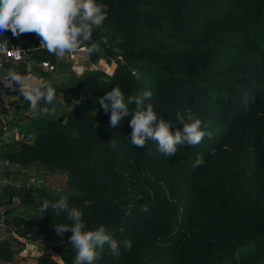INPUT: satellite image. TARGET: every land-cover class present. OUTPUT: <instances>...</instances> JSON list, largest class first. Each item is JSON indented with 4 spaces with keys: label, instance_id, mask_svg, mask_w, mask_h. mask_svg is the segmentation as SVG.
Segmentation results:
<instances>
[{
    "label": "trees",
    "instance_id": "trees-1",
    "mask_svg": "<svg viewBox=\"0 0 264 264\" xmlns=\"http://www.w3.org/2000/svg\"><path fill=\"white\" fill-rule=\"evenodd\" d=\"M97 2L108 5L109 15L87 43L101 41L92 59L118 54L123 63L111 76L86 72L76 83L53 86L70 108L47 120L31 142H2L1 155L65 174L69 193L43 195L41 203L67 197L86 230L103 226L114 239L133 242L118 258L106 245L96 264H264V0ZM116 86L125 102L151 91L145 103L172 131L182 129L177 113L190 112L202 128L210 125L212 138L179 146L172 157L160 154L155 141L137 148L131 115L113 128L111 112L100 107V97ZM198 156L205 163L193 167ZM14 194L23 196L4 188L0 205ZM4 215L0 235L13 226L73 264L72 233L61 238L55 229L72 223L65 213L27 217L9 208ZM13 243L20 242L10 234L0 239V262L13 259ZM38 264L60 263L43 255Z\"/></svg>",
    "mask_w": 264,
    "mask_h": 264
},
{
    "label": "clouds",
    "instance_id": "clouds-1",
    "mask_svg": "<svg viewBox=\"0 0 264 264\" xmlns=\"http://www.w3.org/2000/svg\"><path fill=\"white\" fill-rule=\"evenodd\" d=\"M108 15V5L98 3L97 0H0V34L11 31L13 36L19 37L34 33L40 38V47L49 54L64 58L66 54L75 53L82 45L92 41L94 29H100ZM103 43L107 44V40ZM86 51L98 54L101 48L98 43L92 42ZM13 82L19 84L20 94L29 102L33 114L38 111L49 116L56 114L54 107H40L41 103L52 105L56 101V90L50 81L27 83L20 75L10 73L5 82L6 87H13ZM151 97V91H142L129 96L125 102L124 93L116 86L100 97L99 104L106 113L111 112L110 127L115 128L126 116L131 115V143L137 148L145 147L150 140L155 141L160 154L172 157L177 154L179 146H196L206 136L212 138L213 133L207 130L210 125L204 124L202 128L203 122L194 119L190 112L186 118L177 113L176 118L182 129L172 131L171 122H166L159 116L153 104L145 103ZM82 99L75 103H81ZM133 104L135 110L130 111L129 105ZM63 124L67 126L68 120L65 119ZM75 135L77 134L74 132L73 136ZM108 143L110 147H116L114 139ZM210 154L214 155V150ZM204 163V158L198 156L193 167ZM49 209L57 216L65 213L67 220L72 222L56 224L55 229L57 236L61 238L66 232L72 233L68 242L76 251L73 264H96L106 245L115 258L121 255V247L127 252L133 246L130 239H114L103 226L96 230H86L83 213L76 207H70L67 197H61L53 203L44 200L38 210L40 216L43 217Z\"/></svg>",
    "mask_w": 264,
    "mask_h": 264
},
{
    "label": "built area",
    "instance_id": "built-area-1",
    "mask_svg": "<svg viewBox=\"0 0 264 264\" xmlns=\"http://www.w3.org/2000/svg\"><path fill=\"white\" fill-rule=\"evenodd\" d=\"M88 46V44L82 45L77 52L66 54L64 58H58L40 47V38L34 33L19 37L13 36L11 31L0 34V145L2 142L11 140L32 141L29 139L30 136L23 134L15 123L10 124L12 113L20 104L23 96L20 94L18 83L13 82V87H6L5 82L9 79V74L20 75L25 82L35 83L43 80L44 73L52 72L58 62H64L68 65L70 72L78 77L86 72L95 71L111 76L118 63H123L122 57L118 54L105 55L102 53L93 60L92 55L86 51ZM41 52L48 53L49 56L40 58ZM61 102L63 104V101ZM57 176V172L49 171L38 162L21 164L3 157L0 153V193L6 187L21 192L33 184L39 185L45 178L54 181ZM22 202V196L14 194L8 203L0 205V229L5 227L4 212L13 207L18 209ZM7 234L12 235L22 244L20 253L23 256L32 254V247L36 241L31 239L30 233L21 235L15 227L11 226L10 231L0 235V239Z\"/></svg>",
    "mask_w": 264,
    "mask_h": 264
},
{
    "label": "rangeland",
    "instance_id": "rangeland-1",
    "mask_svg": "<svg viewBox=\"0 0 264 264\" xmlns=\"http://www.w3.org/2000/svg\"><path fill=\"white\" fill-rule=\"evenodd\" d=\"M101 46V41L96 42ZM138 72H136L137 77L141 73L139 71L141 70L140 65L137 67ZM136 70V69H135ZM136 70V71H137ZM78 76L74 75L70 72L68 65L64 62H58L57 67L50 72L42 75L43 80L42 81H50L53 86L58 85L62 82H68V83H76L78 80ZM63 95L59 94L56 95V101L52 105H46L41 103V108H55L56 114L54 116H49L46 114H43L42 112L38 111L37 113L33 114L30 111V105L29 102L22 98L20 104L15 107L12 115L13 117L10 118V124L15 123L21 130V132L25 135L30 136V140H33L38 129H40L44 123L49 120L56 118L59 116L62 112L66 111L70 108V104H62L61 101L63 100ZM58 173V176L52 181L50 178H45L42 183L33 184L32 186H29L25 188L22 193V199L23 202L18 206V209L16 207H13L14 212L19 213L23 216L31 217L34 215L39 214V208L41 206V198L43 195H53V196H60L69 193V190L67 188V177L63 173ZM45 190V191H42ZM41 191V192H40ZM41 241V240H40ZM42 244L49 246L44 241H41Z\"/></svg>",
    "mask_w": 264,
    "mask_h": 264
},
{
    "label": "crops",
    "instance_id": "crops-1",
    "mask_svg": "<svg viewBox=\"0 0 264 264\" xmlns=\"http://www.w3.org/2000/svg\"><path fill=\"white\" fill-rule=\"evenodd\" d=\"M41 241H44V240H41ZM41 241L37 240L34 243L32 247L33 249L32 254L27 255L26 257L20 253L22 244L13 243L12 247H14V250H15L13 259L8 262H0V264H38V259L43 255L49 256L57 263L62 264V261L59 255L52 249V246L50 245V243L46 242L47 244L50 245V247L49 246L46 247V245L42 244Z\"/></svg>",
    "mask_w": 264,
    "mask_h": 264
}]
</instances>
